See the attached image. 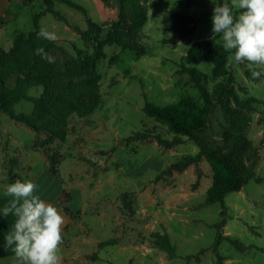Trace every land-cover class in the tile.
Masks as SVG:
<instances>
[{"label": "rangeland", "instance_id": "1", "mask_svg": "<svg viewBox=\"0 0 264 264\" xmlns=\"http://www.w3.org/2000/svg\"><path fill=\"white\" fill-rule=\"evenodd\" d=\"M10 1L8 11L0 17V47L4 49L11 46L17 31L33 29V15L43 7L42 0L29 5L23 0ZM72 1L87 9L91 20L101 25V34L117 19L116 0L107 4L101 0ZM144 6L146 16L136 41L143 45L145 54L136 58L129 49L103 45V56L96 65L101 76L100 104L90 115L71 119L65 138L51 144L61 155L58 176L53 174L63 187L59 202L50 187L42 188L47 164L50 167L43 151L32 147L36 133L0 111V196L5 195L3 185L12 182L10 174L20 173L23 180L38 185L37 194L64 217L61 264H185L188 255L201 250L199 260L191 258L188 264H217L211 247L223 206L226 223L220 233L254 246L239 251L222 239L217 250L223 264H264V76L248 78V63L231 64L229 52L219 67L211 59L198 63L188 59L195 42L214 36L219 48L216 51L212 46L211 58L225 52L220 37L211 31L210 0H145ZM54 8L82 31L88 29L80 11L58 1ZM173 11L193 16V32L183 36L173 29ZM38 24L55 32L58 45L70 54L74 55L75 49L92 52L78 31L50 13L40 15ZM185 67L203 74L201 84L209 92L232 76L239 98H253L242 104L227 101L248 118L246 127H233L227 112L216 104L199 132L209 145H221L228 135L243 138L244 161L254 164L256 174L240 190L229 191L222 201L210 204L205 203L212 183L208 161L201 158L184 166L172 165L181 156L194 155L196 143L183 137L181 143L165 148L153 136L142 139L137 135L174 136L164 123L145 112L146 103L163 106L182 96L202 102ZM254 67L260 70V66ZM14 82L15 76H10L4 84L13 86ZM41 93L38 85L28 90L30 96ZM31 109L32 103L24 99L14 106L16 113ZM9 157L19 162L11 172L2 167V159ZM64 205L69 212L63 210ZM154 231L167 232L176 250L174 257L152 245L150 234ZM110 238L118 242L98 247L99 241Z\"/></svg>", "mask_w": 264, "mask_h": 264}, {"label": "trees", "instance_id": "2", "mask_svg": "<svg viewBox=\"0 0 264 264\" xmlns=\"http://www.w3.org/2000/svg\"><path fill=\"white\" fill-rule=\"evenodd\" d=\"M33 0H23L25 5H29ZM61 2L73 9L80 11L88 25L87 30H81L73 25L65 14L54 8V2ZM110 0H101L107 4ZM43 7L33 15V29L30 31H17L8 49L0 47V111L5 112L11 119L20 122L31 128L36 137L32 147L41 149L49 162V170L58 176L57 166L61 159L58 151L53 150L51 144L56 140H62L68 133L69 121L76 117L90 115L100 104V73L97 70V62L103 56V45H116L123 49L134 52L139 58L145 54L142 44L136 41L139 37V30L146 16L145 0H116L118 5V15L111 29L101 34V25L93 22L88 15L87 9L72 0H42ZM50 13L55 19L69 25L72 29L81 34L86 45H89L92 52L75 49V54H70L57 43V40L41 39L37 36L41 28L38 24L40 15ZM176 29L180 35H186L195 29L193 16L178 11L171 13ZM213 38L198 41L188 51V59L191 62L212 60L216 66L224 63L222 52L214 59L211 58L212 46L217 49L219 45ZM43 47L53 58L49 63L35 53V49ZM189 72L195 87L198 89L201 103L195 101L190 96H182L176 102L158 106L146 103L145 112L154 117L157 121L164 123L167 129L174 134L172 139H165L160 134L138 133L142 139L153 136L156 141L165 148L173 147L181 143L183 137L192 140L198 145V151L194 155L179 157L172 165H187L205 158L211 168L212 183L207 190L205 203L210 204L222 201L224 195L229 191L240 190L246 182L256 177L254 164H246L245 141L243 138L228 135L224 137L221 145H209L206 138L199 132L205 128L208 116L216 104L227 112L231 125L242 129L248 125V118L242 116L235 107L227 105L228 100L236 103H246L253 101V98L240 99L233 88V78L229 77L227 82H218L211 92L201 84L203 74L194 67H185ZM224 68L220 71L223 73ZM245 74L252 80H258L251 76V69L246 68ZM15 76L13 86H6L5 80ZM41 86L42 93L38 96H30L28 90L32 86ZM27 100L32 103L29 113H16L14 106L20 100ZM19 162L16 157L2 159V167L8 171L18 167ZM10 179L22 180L20 173L9 175ZM69 196L68 193L64 192ZM65 212H69L67 205L63 206ZM222 219L214 226L217 229V237L213 244L212 251L216 256V263L223 264V257L218 252L217 247L222 239L239 251H246L254 247L252 244L242 242L239 238L220 233L225 225L226 208L221 210ZM151 243L154 247L164 250L169 257L176 255L174 245L166 231H154L150 234ZM117 238H110L99 241L98 247L103 248L108 245H115ZM262 250V248H258ZM201 250L196 255H188L199 260ZM185 264H188L189 262Z\"/></svg>", "mask_w": 264, "mask_h": 264}, {"label": "clouds", "instance_id": "3", "mask_svg": "<svg viewBox=\"0 0 264 264\" xmlns=\"http://www.w3.org/2000/svg\"><path fill=\"white\" fill-rule=\"evenodd\" d=\"M213 34L229 52L233 65L248 63L253 78L264 76V0H210ZM37 36L55 40L56 34L41 27ZM35 53L49 63L54 58L41 46ZM254 66H260L256 70ZM3 179V178H0ZM31 180H15L3 185L6 196L12 197L0 207V216L11 214L12 229L4 236V247L11 248L18 264H61L64 217L61 211L36 192Z\"/></svg>", "mask_w": 264, "mask_h": 264}, {"label": "crops", "instance_id": "4", "mask_svg": "<svg viewBox=\"0 0 264 264\" xmlns=\"http://www.w3.org/2000/svg\"><path fill=\"white\" fill-rule=\"evenodd\" d=\"M10 3H11L10 0H0V17L6 14L10 6ZM44 173H45L44 183L41 184L42 188L48 189L50 187L54 195H56L57 202H59L63 189L61 183L59 182L58 178H56L49 171L48 164L46 171ZM10 181L14 182L15 180L10 179ZM41 185L39 186L40 188ZM11 199L12 197L10 196H6V195L0 196V207L4 206ZM14 219L15 218L11 214H9L6 217L0 216V264H18L17 258L15 257L11 248L4 247V236L11 231Z\"/></svg>", "mask_w": 264, "mask_h": 264}]
</instances>
